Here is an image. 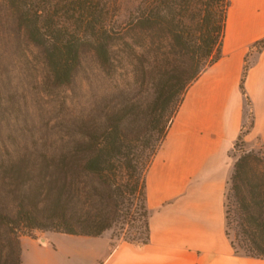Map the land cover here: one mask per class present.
Wrapping results in <instances>:
<instances>
[{
    "label": "trees",
    "instance_id": "16d2710c",
    "mask_svg": "<svg viewBox=\"0 0 264 264\" xmlns=\"http://www.w3.org/2000/svg\"><path fill=\"white\" fill-rule=\"evenodd\" d=\"M227 8L228 0H0V39L29 41L52 86L73 83L84 52L100 75L126 81L97 115L83 106L74 122L66 113L44 149H0L1 264H21L20 234L37 229L97 237L127 225L136 238L124 241L147 243L146 170L187 89L220 58ZM247 69L240 89L249 105ZM247 132L229 152L225 234L235 254L264 259V144L246 148Z\"/></svg>",
    "mask_w": 264,
    "mask_h": 264
},
{
    "label": "crops",
    "instance_id": "0c3cea01",
    "mask_svg": "<svg viewBox=\"0 0 264 264\" xmlns=\"http://www.w3.org/2000/svg\"><path fill=\"white\" fill-rule=\"evenodd\" d=\"M263 40L264 0H228L221 56L187 89L145 173L147 243L120 241L112 245L107 235L100 239L76 236L80 246L75 251L81 261L264 264V259L235 254L225 234L224 218L226 182L233 164L229 152L235 140L245 127L247 144H264V46L255 48ZM250 50L253 57L244 78L249 101L246 124L240 81ZM53 240L45 236L42 240L21 239V264L27 255L31 264H46L37 259L36 251L29 250L52 253Z\"/></svg>",
    "mask_w": 264,
    "mask_h": 264
},
{
    "label": "rangeland",
    "instance_id": "374dc122",
    "mask_svg": "<svg viewBox=\"0 0 264 264\" xmlns=\"http://www.w3.org/2000/svg\"><path fill=\"white\" fill-rule=\"evenodd\" d=\"M259 46L256 48L259 49ZM252 57L253 50H250L244 64L247 68ZM125 82L122 77L100 75L90 52H84L82 69L73 83L64 87L52 86L46 79L40 55L29 41L0 39V149L9 152L44 149L49 143L48 134L59 133L66 113L74 122L80 117L83 106L91 109L92 115H97L106 103L119 98L117 90H123ZM81 87L85 89L83 96ZM132 92L139 99L147 97L143 88L136 87ZM248 106L246 100V124L249 121ZM58 144L55 141L54 146L58 147ZM258 144L251 142L246 144V148L256 147ZM235 153L238 155V152ZM231 160L234 161L233 158ZM124 227L120 229L117 226L107 230L97 239L107 235L112 245H115L129 237L136 238V234L129 231L127 225ZM230 234L233 236L234 231L231 230ZM44 236L54 238L50 244L53 252L46 254L40 248L29 250V253L37 252V259L46 264H85L76 255L75 248L80 246L76 244V236H60V233L37 229L31 235L20 234L19 243L24 238L42 240ZM23 247L27 255L28 247L26 244ZM26 257L28 259L26 258L25 264H31L29 256Z\"/></svg>",
    "mask_w": 264,
    "mask_h": 264
},
{
    "label": "built area",
    "instance_id": "2783aa9c",
    "mask_svg": "<svg viewBox=\"0 0 264 264\" xmlns=\"http://www.w3.org/2000/svg\"><path fill=\"white\" fill-rule=\"evenodd\" d=\"M260 47V46H259ZM256 48V47H255Z\"/></svg>",
    "mask_w": 264,
    "mask_h": 264
}]
</instances>
